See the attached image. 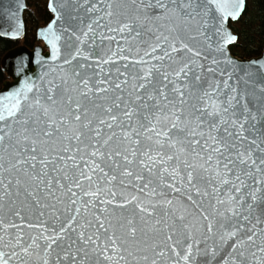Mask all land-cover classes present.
<instances>
[{
  "label": "snow or ice",
  "instance_id": "1",
  "mask_svg": "<svg viewBox=\"0 0 264 264\" xmlns=\"http://www.w3.org/2000/svg\"><path fill=\"white\" fill-rule=\"evenodd\" d=\"M50 7L56 13L57 20L66 18L67 27L63 31L68 34L69 41L74 40L79 45H83L90 38V34L95 36L93 25L100 26L99 19L101 18L85 24L83 17L79 15L81 11L85 15L98 12L99 8L95 3H90L89 0H62L57 4L53 0ZM113 7L111 3L107 5L108 11L105 15L109 18L114 15ZM243 8L244 0H187L186 3L180 5L181 11L187 12L189 19H195L201 14L209 17L214 13H218L221 19L228 17L236 19ZM125 29L131 30V25L123 24L119 30L124 31ZM115 30L110 29V31ZM49 34L52 36L49 42L52 44L53 58L55 59L59 51L56 41L60 37L53 31V25H49L45 32L46 36ZM103 38V34H101V39ZM163 39L167 41L169 38L165 36ZM235 40V36L227 34L225 43H233ZM169 47L171 52L165 51L163 56L153 57V59L160 61H163L165 57L171 59L172 53L178 54L182 49L192 53L195 57L200 56L199 51H194L182 39L179 48L176 46L175 40ZM220 50H223V45ZM155 51L154 47L152 52ZM81 55V48L77 46L74 54H71V58L64 61L71 70L65 74L62 82L67 85L70 81L72 84L71 89H64V91L76 93L77 98L74 101L75 107H71L73 98L72 96L68 97L67 110L61 114L60 119L49 115L51 109L42 105L39 99L35 101V106L37 109H42L43 116L47 117V120H42L36 112L27 114L23 120L16 119L17 114L22 111L19 97L22 93L31 91V86L27 83L22 89L2 98V101L9 103L0 101V122L7 123V120L12 118L14 123L19 124L21 128L20 131H16L12 126H8L6 132L0 129V132L3 133L0 134V228L5 232L10 228L17 229L14 242L9 240L5 245L13 251L11 253L0 251V264H11L12 258H19L21 253L23 257H31L35 250L41 248L40 240L45 243V257L53 245L59 246L58 242L64 239L71 241L69 249L77 243L98 246L101 229L105 234L110 229L112 230V234L107 237L108 242L104 245L105 252L108 243L112 245V252L118 253L120 251L117 247L118 242L121 244L136 242L138 229L134 220L123 217L116 218L115 224L110 217L101 219L97 216L95 224L92 220L86 219L83 223H79L80 230L76 240H71L69 236V230L76 231L73 225L77 224L82 210L86 215L95 206V198L103 191L99 187V183H97L95 191L84 190L85 181L91 188L94 177L97 181L103 180L107 184L116 181L117 175H110V171H119L120 176L123 177L133 175L128 166L135 163L137 150L128 147L122 148V141L117 133L112 131L110 135L105 136L103 129L104 127L109 130L116 127L123 129L124 120L121 117L131 122L134 116L137 118L139 127L149 133L145 137L147 141L154 143L161 150L165 145L168 149L174 150L170 154L157 151L153 155L150 146L148 151L141 153L144 159H141L139 163L143 168H147L151 173L157 164L166 165L175 161L177 166L173 167L171 171L168 167L161 168V180L164 178V173H168L175 180L180 176L179 165L182 164L184 168L189 169L186 177L188 185L196 187L198 179L205 180V176L199 173L208 174V183L211 184L215 181L212 192L215 193L216 205L223 210L217 208L213 219H209L206 215L203 216V219L208 221L206 225L208 235L205 239L213 240V244L206 246L202 253L209 258V264L216 260L224 246L232 249L230 256L244 257V250L247 246L255 243L256 224L264 222L257 216L256 223L252 228L247 229L246 239L240 238L241 228L237 226V223H234V221L238 222L240 218L251 223L258 210L264 214V87L259 89L260 95L255 97L259 103L258 111H253L249 104L247 91L242 93L239 88H231L232 94L228 95L226 100H220L218 86L215 92L199 91L198 82L201 78L196 76V84L188 82L184 89L172 88L178 97L177 103V99L169 98L167 83L162 87L157 86L158 75L162 76L164 81L172 83L169 81V72L162 66L152 64L140 68L131 76V83L126 72L120 73L117 70L116 81L97 79L93 84L91 77L83 74L81 70L71 68L73 61ZM145 55H150V53L146 52ZM83 59L88 60L89 56H83ZM121 59L127 60L128 57L122 56ZM97 63L109 64L113 61L109 57L106 60L97 61ZM133 63L148 64L143 58ZM174 63L177 62L174 61ZM178 63L181 66L173 74L177 78L181 75L187 78L191 71L190 64L195 61H180ZM84 67L85 65H80V69ZM127 68L126 64L125 69ZM119 76L125 78L119 79ZM261 79L264 81V73L261 74ZM56 87L59 88V86ZM225 87H228L227 82H225ZM126 88L127 98L124 95ZM48 91L53 95H49L47 100L52 105H56V89L49 88ZM84 100L92 104L91 109L82 102ZM169 109L170 111H166ZM141 121H147L149 126H145ZM41 124L44 126L40 127ZM30 125H36V127H30ZM133 134L137 137L142 135L140 131L133 128L132 133L123 131L122 139L139 145L141 143L139 139L132 140ZM53 137L62 142L60 146L50 143ZM73 141L77 145L75 150L72 148ZM114 141L115 146H113ZM80 145H84V147L82 148ZM53 153L56 155L52 156ZM129 156L133 159H130ZM182 156L183 159H181ZM118 158H122L123 166ZM80 161H83V167H81ZM37 164L40 165L39 172L36 171ZM50 166L51 172L57 174L55 177L50 174ZM136 179L142 180L143 176L137 173ZM184 179L180 176L182 183ZM121 183H123L122 180ZM147 186V184L144 185V187ZM168 187L174 188V185L169 184ZM225 187L229 189L228 193L226 198H221L222 188ZM74 189H80L84 196L93 199L85 202ZM174 190L180 191L179 188H174ZM108 191L112 199L101 201L106 205L112 203L117 195L114 191ZM196 191L199 193L200 189L196 187ZM203 195H208V193L205 192ZM64 197H67V203H65ZM49 198L55 200V203H49ZM136 199V197H132V200L127 203ZM188 199L191 200L192 197L189 196ZM167 203L171 204L172 201H167ZM58 204L63 205V213L66 214L65 221H62L61 216L57 214L60 212V209L57 208ZM117 207L123 209L125 205L119 204ZM136 207L141 213L147 211L140 203H137ZM45 208L52 210V218L59 223L58 230L54 226L51 229L52 234L45 235L49 231L45 227L39 235L31 236V243L25 246L21 235L22 225L11 221L5 222V218L11 215L23 220L22 212L34 209L40 210L39 215L43 216ZM103 211L107 212V209L105 208ZM148 214L152 215V213ZM180 219L183 220V216ZM217 224L219 225L218 229L216 228ZM28 227L35 228L37 225L29 223ZM93 227L96 228V232L87 234L86 229ZM117 229L121 230V235H117ZM260 231L261 240L264 243V229ZM168 239H171V236ZM17 247L20 249L19 253L15 251ZM77 251H83V249L78 248ZM260 251L264 252V247ZM160 254L163 255V253ZM199 255H201V249L199 241H196L195 251L194 245L189 243L181 259L184 264H197ZM252 255L255 256V253ZM67 258L68 253H65V259ZM71 259L75 264L76 257L72 256ZM105 259L113 260L114 257L105 255ZM120 259L123 257L121 256ZM21 264H27V261L21 259ZM43 264H48L47 259H44ZM224 264H237V261L235 259L225 260ZM261 264H264V260L261 261Z\"/></svg>",
  "mask_w": 264,
  "mask_h": 264
},
{
  "label": "water",
  "instance_id": "2",
  "mask_svg": "<svg viewBox=\"0 0 264 264\" xmlns=\"http://www.w3.org/2000/svg\"><path fill=\"white\" fill-rule=\"evenodd\" d=\"M52 2L53 0H47V8L52 15L51 19L36 29V38L39 42L32 48L24 44H18L5 51L0 58L1 69L7 76L0 85V101L9 93L22 89L25 83L31 86V91L22 93L19 97L22 111L17 114L16 119L23 120L27 114L36 112L41 116L42 120H47V117L43 116L42 109H37L35 106L37 99L40 100L42 105L51 109L49 115L54 116L56 119H60L61 114L67 110L69 96L73 98L71 107H75L74 101L77 98V94L71 91H64V89H71L72 84L69 81L65 85L62 80L65 78V74L71 70L70 66L66 65L64 61L71 58V54H74L77 46L81 48L82 55L73 61L71 68L81 70L83 74L91 77L93 84H95L97 79L116 81L118 77L117 70L120 73L126 72L131 83V76L138 72L140 68L155 64L162 66L169 72V81L172 82L168 83V81L163 80L162 76L158 75L156 78L157 86L162 87L167 83L169 98L177 99V103L178 97L172 91V88L184 89L185 84L188 82L196 84L195 77L200 76L201 79L198 82L199 91L215 92L218 86V98L226 100L227 96L232 94L231 88H239L242 93L245 91L249 93L250 107H252L253 111H258L259 103L255 97L260 95L259 89L264 87V81L261 79V74L264 73V33L262 50L257 56L249 58L238 57L229 50V45L232 43H225L227 34H231L237 39V34L229 27L228 21L237 20L244 8L236 19L231 17L221 19L218 13H214L209 17L201 14L196 16L195 19H189L187 12L180 9V5L186 3L187 0H89L90 3L97 5L99 11L90 15H85L81 11L79 15L83 17L85 24L91 22V20L101 18L99 19L100 26L94 24L95 36L93 37L90 34V38L83 45H79L74 40H68V34L63 31L67 27L66 18L56 19V13L50 7ZM55 2L59 4L62 0H55ZM109 3L114 6L112 9L114 15L111 18L105 15L108 11L107 5ZM26 6V0H0V37L9 39H20L23 37L25 32L23 12ZM123 24H130L131 30L120 31L119 29ZM49 25H53V31L60 37L56 41L59 51L55 59L53 58L52 44L49 42L52 36L50 34L45 35ZM110 29L116 30L110 31ZM101 34H103V39H101ZM165 36L169 38L167 41L163 39ZM181 39L194 51H199L200 56L195 57L192 53L182 49L178 54L172 53L171 59L168 57H165L163 61L153 59V57L163 56L165 51L171 52L169 45L174 40L179 48ZM221 45H223L222 51L220 50ZM154 47L156 51L153 53L152 49ZM146 52L150 53V55L146 56ZM86 55L89 56L88 60L83 59V56ZM122 56H126L128 59H121ZM109 57H111L113 63H97V61L106 60ZM141 58L147 61L148 64L138 65L133 63ZM174 61L177 63H174ZM180 61H195V63L190 64L191 71L188 73L187 78L183 75L177 78L173 74L181 66L178 63ZM126 64L128 65L127 69H125ZM80 65H85V67L80 69ZM101 69L103 70L102 72ZM209 69H212V71H209ZM124 78V76H119V79ZM225 82H227L228 87H225ZM56 86H59V88ZM49 88L56 89V105H52L47 100L49 95H53L52 92L48 91ZM124 95L127 98V88ZM2 102L9 103L8 101ZM82 102L90 109L92 108V104L87 100ZM166 111H170V109ZM121 119L124 120L123 129L116 127L109 130L104 127L103 133L106 136L115 131L117 136L121 138L122 148L128 147L137 150L135 163L128 166L133 175L131 177H123L120 176L119 171H110V175H117L116 181L112 184H107L103 180L97 181L94 177L91 188H89L88 182L85 181L84 190L95 191L97 183H99V187L103 191L95 198V206L86 215L82 210V215L78 218L77 224L73 225L76 231L72 232L69 230V236L71 240H76L77 233L80 230L79 223H83L86 219L92 220L93 224H95V217L97 216L101 219L110 217L115 224L116 218L123 217L134 220L138 229L136 242L128 244L118 242L117 247L120 249L118 253H113L112 245L108 243V248L105 252L104 245L108 242L107 237L112 234V230L110 229L105 234L101 229L98 246H86L77 243L73 244L71 249H69L71 241L64 239L58 242L59 246L53 245V248L45 257V243L40 240L41 248L35 250L31 257H23L21 253L19 258H12L11 264H21V259L26 260L27 264H43L44 259H47L48 264H74L71 259L72 256L76 257L75 264H184L181 257L187 245L189 243L193 244L195 251L196 241H199V248L201 249V255L197 257V264H209V258L202 253L206 246L213 244V240L205 239L208 235L206 232L208 221H205L203 216L206 215L209 219H213L216 209L220 208V206L216 205L215 193L212 192L215 181L210 184L207 182L208 174L199 173L205 176V180L201 181L198 179L196 181V187L200 189V192L197 193L196 187L188 185L186 177L189 169L184 168L182 164L179 165V170L180 176L185 178L183 183L180 180V176L174 180L168 173H164V178L161 180V168L168 167L169 171H171L173 167L177 166L175 161L166 165L157 164L150 173L147 168H143L139 163L141 159H144L141 155L142 152L148 151L150 146L153 155L157 151L170 154L174 150L168 149L167 145L161 150L154 143L147 141L145 137L149 133L139 127L135 116L131 122L123 117ZM141 123L149 126L147 121H141ZM8 126H12L16 131L21 130L20 125L14 123L12 118H9L7 123L0 122V129L4 132L8 130ZM43 126V124L40 125V127ZM30 127H36V125H30ZM133 128L142 133L139 137L132 135L133 141L136 139L141 141L139 145L122 139L123 131L132 133ZM0 134L3 133L0 132ZM13 139L15 140V137ZM50 143L60 146L62 142L53 137ZM76 146L73 141V150H75ZM113 146H115V141ZM80 147L83 148L84 145H80ZM37 155L39 156V153ZM54 155L56 153L52 154V156ZM129 158L133 159L131 156ZM183 158L182 156L181 159ZM118 159H120V163L123 166L122 158ZM189 159L191 160V157ZM80 165L81 167L84 166L83 161H80ZM39 170L40 165L37 164L36 171L39 172ZM49 171L51 176L55 177L57 175L55 172H51V166ZM137 173L143 176L142 180L136 179ZM121 180L123 183H121ZM65 183L67 182L65 181ZM248 183H251V181H248ZM145 184L148 186L144 187ZM169 184H173L174 188H179L180 191L169 188ZM108 190L116 192L117 195L112 203L106 205L101 203V201L112 199ZM228 190L227 187L222 188L221 198H226ZM74 191H77L85 202L93 199L84 196L80 189H74ZM205 192L208 195H203ZM189 196L192 197L191 200L188 199ZM132 197L137 199L127 203V201L132 200ZM64 201L67 203V197H64ZM167 201H172V203L168 204ZM48 202L55 203V200L49 198ZM137 203L142 204L147 211L141 213L136 207ZM119 204H124L125 207L123 209L117 207ZM57 208L60 209L57 214L61 216L62 221H65L66 214L63 213V205L58 204ZM105 208L107 212L103 211ZM220 210L222 211L223 209L220 208ZM39 211L35 209L32 211L24 210L22 212L23 220L11 215L5 218V222L11 221L22 225L21 235L25 246L31 243V236L39 235L45 227L49 229L45 235L52 234L51 229L54 226L57 230L59 228V223L52 218L51 209H43V216L39 215ZM148 213H152V215ZM181 216H183V220L180 219ZM257 216L264 221V214L259 210L253 216L251 223L244 221L242 218L238 222L234 221L241 228L240 238H247V229L252 228L253 224L256 223ZM29 223L37 225V227L29 228ZM216 228H219L218 224ZM261 229H264V222L256 224L254 229L257 233L254 237L255 243L247 246L244 250V257H239L238 255L230 256L232 249L224 246L216 260L211 261V264H224L225 260L231 261L232 259H235L237 264H261V261L264 260V252L260 251L264 247V243L261 240ZM116 231L117 235H121V230L117 229ZM86 232L87 234H92L96 232V228L86 229ZM16 234L17 229L10 228L5 232L0 228V237H2V240H0V251L6 253L13 251V249L5 245L9 240L14 242ZM169 236H171V239H168ZM78 248L83 249V251H77ZM15 251L19 253V247ZM85 252H87V255H85ZM65 253H68L67 259H65ZM160 253H163V255ZM252 253H255V256ZM105 255L113 256L114 259L107 260ZM121 256L123 259H120Z\"/></svg>",
  "mask_w": 264,
  "mask_h": 264
},
{
  "label": "trees",
  "instance_id": "3",
  "mask_svg": "<svg viewBox=\"0 0 264 264\" xmlns=\"http://www.w3.org/2000/svg\"><path fill=\"white\" fill-rule=\"evenodd\" d=\"M26 5L23 12L24 35L20 39L0 37V58L5 51L18 44L32 48L39 42L36 38L37 27L46 24L52 17L47 8V0H26ZM228 25L237 34L236 41L229 45L232 54L241 58L259 55L264 33V0H246L240 17L229 20ZM6 78L0 65V85Z\"/></svg>",
  "mask_w": 264,
  "mask_h": 264
},
{
  "label": "rangeland",
  "instance_id": "4",
  "mask_svg": "<svg viewBox=\"0 0 264 264\" xmlns=\"http://www.w3.org/2000/svg\"><path fill=\"white\" fill-rule=\"evenodd\" d=\"M20 42V41H19Z\"/></svg>",
  "mask_w": 264,
  "mask_h": 264
}]
</instances>
